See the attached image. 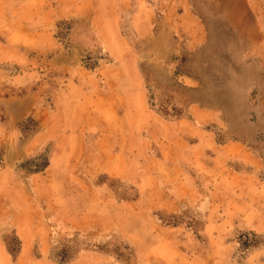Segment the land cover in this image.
Segmentation results:
<instances>
[{
	"label": "rangeland",
	"instance_id": "374dc122",
	"mask_svg": "<svg viewBox=\"0 0 264 264\" xmlns=\"http://www.w3.org/2000/svg\"><path fill=\"white\" fill-rule=\"evenodd\" d=\"M82 1L0 0V264H264V0Z\"/></svg>",
	"mask_w": 264,
	"mask_h": 264
},
{
	"label": "crops",
	"instance_id": "0c3cea01",
	"mask_svg": "<svg viewBox=\"0 0 264 264\" xmlns=\"http://www.w3.org/2000/svg\"><path fill=\"white\" fill-rule=\"evenodd\" d=\"M87 3V0H83L77 7H76V9L73 11V9H67L66 7H62L61 8V10H59V11H61V15L59 16V15H56V16H54V17H56V18H58V19H66V18H72V17H74V16H78V17H80V18H84V19H90V17H91V12L88 10L89 8H88V4H86ZM45 4L47 5L48 4V2H47V0H45ZM58 11V12H59ZM57 12V13H58ZM87 37H89V36H87ZM141 88H143L142 86H138V85H133L132 86V88H131V90H127L126 91V97L128 98V99H130V97L133 95V97H135V96H140L141 94ZM144 97V96H143ZM104 100L102 101V103H103V105L104 106H108L109 107V110H111V107H112V105H111V102L109 103V100H110V98L109 97H106V98H103ZM143 104V103H142ZM141 107V106H140ZM142 107H143V105H142ZM117 121V120H116ZM108 123V122H107ZM118 123V122H117ZM114 125H115V122L113 123ZM115 154H117L116 156L118 157V159H119V157L121 158L122 157V155L124 154L123 153V151L121 150V151H119L118 153H115ZM111 158V157H110ZM110 158L108 157V158H106V160H101V162L99 163L100 165L102 164V163H104L106 166L105 167H107L109 164H110ZM119 164H122V161H119Z\"/></svg>",
	"mask_w": 264,
	"mask_h": 264
}]
</instances>
